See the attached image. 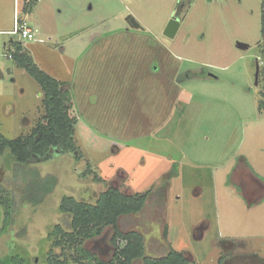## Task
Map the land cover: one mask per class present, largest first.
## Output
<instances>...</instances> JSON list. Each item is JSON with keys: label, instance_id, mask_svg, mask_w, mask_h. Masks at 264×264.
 I'll return each mask as SVG.
<instances>
[{"label": "rangeland", "instance_id": "374dc122", "mask_svg": "<svg viewBox=\"0 0 264 264\" xmlns=\"http://www.w3.org/2000/svg\"><path fill=\"white\" fill-rule=\"evenodd\" d=\"M26 2L0 0V136L26 135L45 114L39 85L9 58L12 40L66 83L77 152L29 164L57 180L42 203L9 221L0 205V264H48V233L67 220L62 198L93 203L108 187L150 191L140 213L119 220L144 236L147 256L264 264V0H36L24 12ZM16 14L33 39L10 34ZM11 163L0 156V183ZM112 235L107 227L84 246L108 260Z\"/></svg>", "mask_w": 264, "mask_h": 264}, {"label": "trees", "instance_id": "16d2710c", "mask_svg": "<svg viewBox=\"0 0 264 264\" xmlns=\"http://www.w3.org/2000/svg\"><path fill=\"white\" fill-rule=\"evenodd\" d=\"M35 1L27 0L24 12L30 11ZM9 45L12 58L39 85L45 114L26 135L14 139L0 136V156L9 152L13 171L11 178L0 183V205L8 221L22 204L35 206L42 203L56 186L54 176L41 177L29 164L54 150L77 152L74 139L77 119L70 115L72 104L66 83L41 71L21 45L14 42ZM261 52L264 57V46ZM82 175L86 176V173ZM95 179L98 181L97 177ZM149 194L150 191L124 193L108 187L93 203L71 196L62 198L59 210L67 220L54 225L48 233V264H193L186 254L174 250L160 257L147 256L145 238L140 232L119 229L120 218L140 213ZM107 227L113 230L111 244L114 250L112 257L105 260L84 244L99 237ZM218 264H224L222 258Z\"/></svg>", "mask_w": 264, "mask_h": 264}, {"label": "water", "instance_id": "95a60500", "mask_svg": "<svg viewBox=\"0 0 264 264\" xmlns=\"http://www.w3.org/2000/svg\"><path fill=\"white\" fill-rule=\"evenodd\" d=\"M126 21L128 22L130 28L132 29H142V27L140 26V24L135 20L134 17L132 16H128L126 18ZM180 26V22L178 19L176 18H171L169 20V22L167 23L165 29H164V35L167 36L168 38H173L174 35L176 34L178 28ZM13 41L10 40L9 43H12ZM239 48L241 49H246L248 46L245 45V44H241V43H238L237 44ZM4 46H6V44H4ZM258 66L256 68V74H255V85H257V79H258Z\"/></svg>", "mask_w": 264, "mask_h": 264}, {"label": "built area", "instance_id": "2783aa9c", "mask_svg": "<svg viewBox=\"0 0 264 264\" xmlns=\"http://www.w3.org/2000/svg\"><path fill=\"white\" fill-rule=\"evenodd\" d=\"M10 34L18 35L23 40H31L35 36L33 29L28 25L24 18L19 16V14H16L14 29ZM9 58H12V55H9Z\"/></svg>", "mask_w": 264, "mask_h": 264}, {"label": "flooded vegetation", "instance_id": "af4514ba", "mask_svg": "<svg viewBox=\"0 0 264 264\" xmlns=\"http://www.w3.org/2000/svg\"><path fill=\"white\" fill-rule=\"evenodd\" d=\"M183 7H184V5H183V3L181 1L178 4V7L176 8V12H175L174 16H172V18L174 17V18L178 19L180 23L182 21V17H183V13H184Z\"/></svg>", "mask_w": 264, "mask_h": 264}, {"label": "crops", "instance_id": "0c3cea01", "mask_svg": "<svg viewBox=\"0 0 264 264\" xmlns=\"http://www.w3.org/2000/svg\"><path fill=\"white\" fill-rule=\"evenodd\" d=\"M78 123V122H77Z\"/></svg>", "mask_w": 264, "mask_h": 264}]
</instances>
